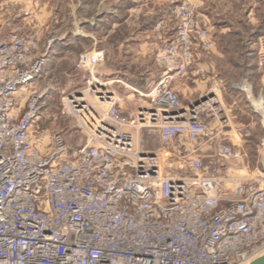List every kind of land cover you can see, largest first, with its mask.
Returning a JSON list of instances; mask_svg holds the SVG:
<instances>
[{"label":"built area","instance_id":"built-area-1","mask_svg":"<svg viewBox=\"0 0 264 264\" xmlns=\"http://www.w3.org/2000/svg\"><path fill=\"white\" fill-rule=\"evenodd\" d=\"M173 14L156 55L162 76L137 92L145 106L124 110L96 79L62 98L86 139L75 152L61 132L46 149L34 137L42 94L28 90L57 39L11 21L7 34L0 28V264H250L264 255V181L221 175L243 155L215 90L183 105L172 86L205 79L195 55L212 47L210 34L188 0ZM100 59L84 53L77 67ZM256 64L264 74V35Z\"/></svg>","mask_w":264,"mask_h":264},{"label":"rangeland","instance_id":"rangeland-1","mask_svg":"<svg viewBox=\"0 0 264 264\" xmlns=\"http://www.w3.org/2000/svg\"><path fill=\"white\" fill-rule=\"evenodd\" d=\"M188 1L195 7L194 0ZM66 2V0L35 2L37 7L43 3H47V8L56 5L64 14L60 16L33 14L27 17L23 26L39 32L43 40L57 39L49 51L48 61L40 79L28 90L29 92L36 90L42 94L39 103L40 116L33 129L34 137L40 140L46 149L53 134L61 132L66 145L75 152L85 144L86 139L74 128V120L62 114V98L82 90L87 87L88 81L96 79L118 98L124 110L130 111L138 106H145L144 99L140 98L137 92L147 94L162 76L156 55L162 46V40L167 36L165 32L169 30L168 35L172 33L171 29L175 24L173 12L182 0H75L73 17L66 16ZM32 3L34 2L31 1ZM100 11L104 15L96 16ZM14 25L22 27V24ZM246 37V34H236L231 41L235 51L233 53L236 55L231 65L232 72L235 70L236 72L231 77L235 81L234 85L242 89L237 91L240 93L241 107L249 104L261 106V102L257 100L259 92L264 93V74L257 70L256 64V75L252 76L251 80H241V73L236 65V62L242 60L241 54L246 48ZM258 42L259 39L257 47ZM211 48L202 51H209ZM202 51L195 55L194 68H198L196 56ZM97 52L101 53L97 67H77L80 55ZM196 79L194 77L187 79L190 88L188 98L179 96L183 105L197 99L201 82H207L206 76L202 81L197 79V83L194 82ZM180 83L177 80L173 81L172 86L176 91L179 90ZM243 84L246 85V91L241 87ZM228 130L236 136L230 121ZM262 131L257 126L246 130L249 134L246 137V144L236 145V149L245 152L246 156L242 154L243 159L238 165L235 164L237 168L232 172H222L224 178L253 179L257 183L264 181V144H261L264 131L263 133ZM159 146L157 140L150 142L151 149ZM205 162L206 160H203L204 165ZM241 165L244 168H241Z\"/></svg>","mask_w":264,"mask_h":264},{"label":"crops","instance_id":"crops-1","mask_svg":"<svg viewBox=\"0 0 264 264\" xmlns=\"http://www.w3.org/2000/svg\"><path fill=\"white\" fill-rule=\"evenodd\" d=\"M31 1L34 3L31 4ZM50 0H0V28L7 34L6 22L22 24L31 15L60 16L64 13L55 5L47 8V3L41 6L35 2ZM66 16H75V0H66ZM196 17L208 28L211 34L212 48L197 54L196 66L207 77V82H201L198 96H203L209 89L215 90L219 103L224 107L236 136L229 131L232 144H246L247 129L255 126L264 131V93L258 94L261 106L249 104L240 106L239 99L242 90L234 85L231 65L235 58L231 41L236 34H246V48L241 54V62H236L241 73V80H251L256 75L257 40L264 35V0H194ZM104 15L101 11L96 16ZM18 21V22H17ZM30 30L28 28H23ZM235 52V51H234ZM188 80L178 84L180 97L188 98L190 88ZM195 83L198 80H194ZM200 82V81H199ZM245 86V88H244ZM197 87H199L197 85ZM246 91V85H241ZM248 93V92H247ZM249 94V93H248ZM245 101V100H244ZM261 111V112H260ZM262 131V133H263ZM242 153V152H241ZM246 156V153L243 152ZM223 172H232L236 165L226 164Z\"/></svg>","mask_w":264,"mask_h":264},{"label":"water","instance_id":"water-1","mask_svg":"<svg viewBox=\"0 0 264 264\" xmlns=\"http://www.w3.org/2000/svg\"><path fill=\"white\" fill-rule=\"evenodd\" d=\"M202 101H206V98H203ZM198 104V102L196 103V105ZM250 264H264V255L255 259L254 261H252Z\"/></svg>","mask_w":264,"mask_h":264},{"label":"bare ground","instance_id":"bare-ground-1","mask_svg":"<svg viewBox=\"0 0 264 264\" xmlns=\"http://www.w3.org/2000/svg\"><path fill=\"white\" fill-rule=\"evenodd\" d=\"M99 86L103 87L104 85L100 84ZM261 112V111H260Z\"/></svg>","mask_w":264,"mask_h":264}]
</instances>
